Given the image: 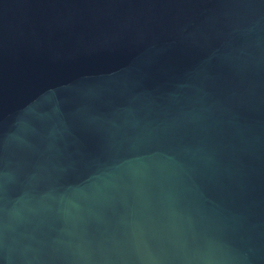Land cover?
<instances>
[{
	"label": "water",
	"instance_id": "obj_1",
	"mask_svg": "<svg viewBox=\"0 0 264 264\" xmlns=\"http://www.w3.org/2000/svg\"><path fill=\"white\" fill-rule=\"evenodd\" d=\"M0 264H264V0H0Z\"/></svg>",
	"mask_w": 264,
	"mask_h": 264
}]
</instances>
